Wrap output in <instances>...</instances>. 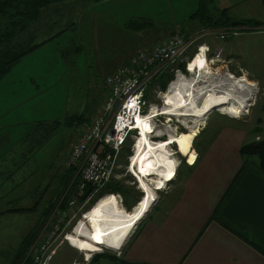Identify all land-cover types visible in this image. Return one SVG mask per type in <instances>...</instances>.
I'll return each instance as SVG.
<instances>
[{
  "label": "rangeland",
  "instance_id": "1",
  "mask_svg": "<svg viewBox=\"0 0 264 264\" xmlns=\"http://www.w3.org/2000/svg\"><path fill=\"white\" fill-rule=\"evenodd\" d=\"M212 1L218 10H222L238 0ZM257 1L252 0L244 7H227L228 17L235 19L257 12L251 9L252 3ZM204 3L208 5L207 8H212L209 0H68L58 4L60 7L63 5V9L53 4L50 6L52 8L42 10L52 9L53 12H42L39 20L45 30L35 33L34 39L29 36V31L39 25L36 22L14 38V44L25 47L47 38L50 40L16 63L14 72L9 73H12L9 80L0 84V134L5 133L0 138V264H14L23 239L36 227L22 258L30 261L26 258L30 244L33 240H39L42 227L55 207L63 208L66 198L75 190L74 183L79 177L75 173L70 176L65 168L66 155L76 135L92 120L102 103L106 93L104 80L112 68L126 62L138 49L162 43L176 27L186 32L194 21L190 17L192 14L205 22L199 24L200 27L208 26L206 22L209 20L202 18L206 15ZM256 20L259 26L264 24V17ZM254 24L245 26L248 30L227 41L228 44L214 37H206L210 44L215 41L223 48L211 46L214 55H211L213 59H208V64L217 79L209 80L206 85H210V88L224 86L229 74L238 77L236 80L244 76L252 81L253 87L246 97V100H250V106L243 109L241 115L233 118L213 108L209 109L200 124L185 121L199 129L192 141L198 155L212 142L217 131L224 127L240 129L245 143L264 140V55L258 57L253 53L258 50L264 54V31L256 30L259 26L254 27ZM230 46L240 47L247 53L246 63L220 54L223 50L224 54L227 53ZM194 52L195 46H192L186 60L190 62ZM186 70L182 72V77V73L175 74L174 71L173 81L183 84L184 80L192 79ZM237 89L239 93L236 90L234 95L241 97L242 88ZM176 119L173 121L177 122ZM173 131L174 126L167 128V133ZM132 142V137H127L118 155L119 168L115 171L113 183L131 190L129 211L134 210L140 200L132 184L133 178L126 173L127 159L133 151ZM174 158L179 160L177 169L185 163L179 155ZM250 160L256 161V158ZM104 194L102 198L110 193ZM55 219L59 217L55 216ZM61 238V235L52 238L56 239L51 247L54 250L53 255L51 251L53 264L62 262L64 258H76V255L80 257L77 260L79 264H89L97 254L113 258L121 254L102 246L99 252L91 253L85 260V255L78 254ZM59 245H63V249L58 252Z\"/></svg>",
  "mask_w": 264,
  "mask_h": 264
},
{
  "label": "crops",
  "instance_id": "2",
  "mask_svg": "<svg viewBox=\"0 0 264 264\" xmlns=\"http://www.w3.org/2000/svg\"><path fill=\"white\" fill-rule=\"evenodd\" d=\"M250 1L252 0H238L224 8L244 7ZM59 3L61 2L53 4L63 9V5L60 7ZM213 3L214 1L209 0L212 8H208V14L204 15V19L209 15L212 18L217 17L218 9ZM50 6L46 8H52ZM251 9L257 12L237 16L232 20L258 23L256 19L264 17V0L253 2ZM42 10L38 19L33 22L39 25L29 31V36L33 39L35 33L45 30L39 20L42 12H53L52 9ZM200 23L197 20L191 22L188 30L184 32L185 35L190 37L202 29L220 27L205 28L200 27ZM224 27L233 26L220 28ZM237 27H243L237 36L248 30L244 26ZM232 39L222 42L228 44L226 42ZM214 42L210 44L204 37L198 45L205 43L210 48L218 46V49H223ZM230 47L227 53L224 54L223 50L220 54L223 53L239 63H246L247 53L240 47ZM253 53L258 57L264 55L258 50ZM209 55H214L212 49ZM115 67L109 73H112ZM11 71L14 72V67ZM9 73L1 79L0 84L9 80L12 74ZM4 134H0V138ZM197 137L198 135L195 139ZM243 143L245 141L243 142L240 129L238 131L224 127L217 131L212 142L200 152L201 155H198V151L192 152L191 147L187 159L196 160L197 153L195 163L191 166L180 165L175 179L166 189L156 193L157 200L148 212L145 214L140 212L142 217L140 216L136 229L123 245H120V256L99 258L101 259L99 264H264V175L256 161L250 159L240 171L242 160L238 149ZM164 171L167 172V169ZM168 172L171 173V170ZM138 194L139 197L143 196L140 191ZM128 205L130 203L123 204L127 212ZM109 215L107 208L97 214L99 217ZM127 231L125 229V232ZM119 244L120 242L116 246ZM62 246H58V252L63 249ZM79 258L76 255V258L70 260L64 258L62 262L55 264H76L79 263L77 262ZM53 260L50 264H53ZM98 261L91 264H98Z\"/></svg>",
  "mask_w": 264,
  "mask_h": 264
},
{
  "label": "built area",
  "instance_id": "3",
  "mask_svg": "<svg viewBox=\"0 0 264 264\" xmlns=\"http://www.w3.org/2000/svg\"><path fill=\"white\" fill-rule=\"evenodd\" d=\"M179 29L176 27L173 34L162 43L138 49L126 62L117 65L114 71L105 77L106 93L102 98V103L97 107L90 123L76 135L66 155L65 168L73 170L75 175L79 177L75 184V190L66 198L63 208L56 206L50 217L46 219L39 240H33L29 246L30 250L26 258H29L30 261L24 258L22 264H49L51 251L52 255L54 254L51 247L56 239L52 240L53 236L58 238L61 235V239L68 245L70 244L67 234L73 232L88 213L89 210L84 211V208L94 197L114 183L115 171L119 168L118 155L129 136L130 139L131 137L133 139V151L131 150L132 155H129L130 157L128 156L127 159L126 173L133 178L132 184L136 187L135 189L140 191L139 185L136 184L138 177L130 171L131 159L135 156L136 140L139 137L138 119L147 118L150 120L151 131L154 132L148 135L152 143L162 141L165 144L169 134L167 128L171 125L174 126L176 133L181 131L180 129H183V132L187 131L181 123L175 122L173 119L168 121L169 118L160 114L166 103L163 99L164 95L174 85L182 84V82L176 83L172 80L173 82L166 87V92L163 93L164 91L160 89L159 85H154L153 81L177 61H186L184 62L186 70L200 53H203L207 60L213 59L209 55L211 48L205 43L198 45V42L209 36L226 41L237 36L241 28L204 29L188 38L183 37ZM256 30L264 31V24ZM192 46H195V53L189 62L186 59ZM177 73L182 72L175 70V74ZM182 76H184L183 73ZM171 149H175V146L169 147V150ZM181 159L186 164L187 160L184 157ZM135 178L137 179L135 180ZM171 182L163 183L162 188L166 189ZM87 186L92 190L85 200L80 202L83 190ZM151 193L157 196L156 190H151ZM140 194L143 193L140 192ZM107 195L108 197L113 195L117 205L123 206V198L120 194L110 193ZM141 202L138 201L134 209ZM83 211L85 213H82ZM79 214L80 218L78 217ZM55 216L59 219L56 220ZM68 226H70V230H65ZM99 248L101 250L102 246ZM111 250L116 253L120 252ZM79 254L86 257L85 253Z\"/></svg>",
  "mask_w": 264,
  "mask_h": 264
},
{
  "label": "bare ground",
  "instance_id": "4",
  "mask_svg": "<svg viewBox=\"0 0 264 264\" xmlns=\"http://www.w3.org/2000/svg\"><path fill=\"white\" fill-rule=\"evenodd\" d=\"M186 71L193 78L184 80L183 84L174 85L164 95L163 99L166 103L160 114L169 118L168 121L178 118V120L176 119L177 122H182L187 131L169 133L165 144L162 141L152 143L148 135L154 132L151 131L150 120L147 118L137 120L139 137L136 140L135 156L131 159L130 171L138 177V179L135 178V180L137 179L136 184L144 192L139 200L142 202L134 210L127 212L123 207L117 205L113 195L110 197L107 195L89 209L79 226L71 234H67L70 247L79 253H85L87 258L90 257L91 253L99 252L100 246L109 247L113 250L118 248L116 245L127 233L125 229L128 230L131 223H137L141 219L151 190L161 191L163 182H171L175 178L179 160L174 156L184 157L187 160V165L191 166L195 163V159L190 161L187 157L191 153V147L192 152H194L193 136L199 129L196 126H189L191 122H185L186 120L200 124L201 121L205 120L209 109L213 108H218L223 115L236 117V115H241L243 109L250 106L248 104L250 100H246V97L250 91L252 92L253 84L244 76L236 80L238 77L234 78L227 74L224 86L222 84V86L210 88V85H206L209 80H216L217 78L210 71L208 60L203 53L195 57ZM231 79L232 81H229ZM240 87L242 88L240 93L242 96L236 97L234 93L236 90L239 93L237 88ZM173 145L175 149L169 150V147H173ZM147 166L149 167L146 168ZM166 169L167 172L164 171ZM169 169L171 173L168 172ZM106 208L109 209L110 215L108 217L97 216L102 209ZM141 211L142 214L140 215Z\"/></svg>",
  "mask_w": 264,
  "mask_h": 264
},
{
  "label": "trees",
  "instance_id": "5",
  "mask_svg": "<svg viewBox=\"0 0 264 264\" xmlns=\"http://www.w3.org/2000/svg\"><path fill=\"white\" fill-rule=\"evenodd\" d=\"M58 1L62 2L67 0H0V81L5 75H7L11 71V69L16 63L21 61V59L24 56L39 48L41 45L47 42V40H50V39H45L40 43H37L35 45H29L28 47L13 43L14 38L26 32L31 27L32 23L38 19V16L42 9ZM205 3H204V9H205L204 14L207 15L208 8L207 5H205ZM190 17L193 20L197 19V16H195V14L190 15ZM202 18H204V15L202 16ZM205 19L209 20L206 22L209 25L203 26L205 28L219 27V26L245 27L252 24L250 21L247 20H241V21L232 20L231 18L228 17L226 9L218 10L217 17L212 18L209 15V17H206ZM197 20L201 22L200 23L201 25L205 23L201 19H197ZM258 26H259L258 23L254 24V27H258ZM210 29H214V28H210ZM183 34H182L183 37L185 38L189 37L188 35H185V33ZM175 70L185 72L184 62L177 61L176 63L171 65L168 69L165 70L164 73H162V75H160L153 81V84L159 85L160 89L164 91L167 87V84L171 80H173ZM127 153H129V149H127ZM238 153L242 160L240 171L244 168V166L246 165V161L248 159L255 157L256 163L258 164L259 169L264 175V140L243 143L238 149ZM67 171L70 173V176L72 173H74L73 170L71 169H68ZM91 190L92 189L87 186L83 190V193L79 201L83 202L85 198L90 194ZM105 192L120 194L123 198V204H129V202L131 201L130 200V198L132 197L131 190L126 189L125 187H123V185L119 183L117 184L115 183L109 185L104 192H101L96 197H94L89 202V204L84 208V210H88L95 203V201H97L101 196H103ZM130 207L131 205H128L127 209L130 210ZM35 228L36 227H34L23 239L22 247L17 252L16 258L14 259V264L17 263L22 264L24 260L22 258L25 254L26 246L28 245L30 238L33 237ZM105 256H106L105 254L94 255L93 259L90 261L89 264L93 263L98 258Z\"/></svg>",
  "mask_w": 264,
  "mask_h": 264
},
{
  "label": "clouds",
  "instance_id": "6",
  "mask_svg": "<svg viewBox=\"0 0 264 264\" xmlns=\"http://www.w3.org/2000/svg\"><path fill=\"white\" fill-rule=\"evenodd\" d=\"M178 166H179V164L177 165V167H178ZM139 189H140V192H141V193H144L143 190H142L141 188H139ZM163 190H164V189H163ZM163 190H162V191H163ZM156 191L159 192L158 190H156ZM156 200H157V196H154L153 194L150 195V197H149V199H148V201H147V203H146V205H145V207H144V212H145L147 209H150V208L153 206V204L155 203ZM119 206H120V205H119ZM144 212H143V214H144ZM136 224H137V223H133V224L131 225V227L128 229L127 233L124 235L123 239L120 241V244H119L118 247H121L120 245H123L124 241L130 237L131 233L135 230V226H136ZM116 247H117V246H116Z\"/></svg>",
  "mask_w": 264,
  "mask_h": 264
},
{
  "label": "water",
  "instance_id": "7",
  "mask_svg": "<svg viewBox=\"0 0 264 264\" xmlns=\"http://www.w3.org/2000/svg\"><path fill=\"white\" fill-rule=\"evenodd\" d=\"M118 248H119V249H114V250L119 251L121 247H118Z\"/></svg>",
  "mask_w": 264,
  "mask_h": 264
},
{
  "label": "snow or ice",
  "instance_id": "8",
  "mask_svg": "<svg viewBox=\"0 0 264 264\" xmlns=\"http://www.w3.org/2000/svg\"><path fill=\"white\" fill-rule=\"evenodd\" d=\"M170 178V177H169Z\"/></svg>",
  "mask_w": 264,
  "mask_h": 264
}]
</instances>
